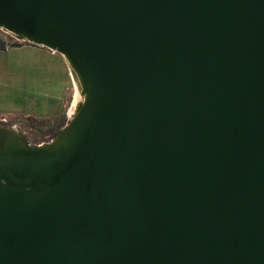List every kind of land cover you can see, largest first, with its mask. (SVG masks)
Here are the masks:
<instances>
[{
    "label": "water",
    "instance_id": "water-1",
    "mask_svg": "<svg viewBox=\"0 0 264 264\" xmlns=\"http://www.w3.org/2000/svg\"><path fill=\"white\" fill-rule=\"evenodd\" d=\"M83 99L0 133V264H264V0H0Z\"/></svg>",
    "mask_w": 264,
    "mask_h": 264
},
{
    "label": "crops",
    "instance_id": "crops-1",
    "mask_svg": "<svg viewBox=\"0 0 264 264\" xmlns=\"http://www.w3.org/2000/svg\"><path fill=\"white\" fill-rule=\"evenodd\" d=\"M68 71L63 56L43 46L25 44L0 50V116L59 118Z\"/></svg>",
    "mask_w": 264,
    "mask_h": 264
},
{
    "label": "rangeland",
    "instance_id": "rangeland-1",
    "mask_svg": "<svg viewBox=\"0 0 264 264\" xmlns=\"http://www.w3.org/2000/svg\"><path fill=\"white\" fill-rule=\"evenodd\" d=\"M0 33H2L5 37L7 38H11V39H16L14 37H12L10 34H8L7 32L3 31L0 29ZM1 34V35H2ZM19 40V39H17ZM69 68V67H68ZM70 71V69H69ZM68 71V73H69ZM67 85V91L66 92V99H65V103L64 106L62 107V111L60 113V118L64 117L62 119H64V124L66 123V121L70 118V104L71 102L73 103L74 101V85H73V81L71 78V73L69 76V80H66ZM67 113H69L67 116ZM1 120H8L12 126L14 128H17V130L20 132V134L30 143L32 144H41L44 142H49L53 136L55 135V131L54 128H51L49 125H46V123L44 124L43 122L40 121H35L31 118H26V117H22V118H9V117H2L0 116ZM47 119V118H46ZM49 119V118H48Z\"/></svg>",
    "mask_w": 264,
    "mask_h": 264
},
{
    "label": "trees",
    "instance_id": "trees-1",
    "mask_svg": "<svg viewBox=\"0 0 264 264\" xmlns=\"http://www.w3.org/2000/svg\"><path fill=\"white\" fill-rule=\"evenodd\" d=\"M2 33H0V50H4L7 47H18V46H22L25 44H31V45H35L32 43H29L27 41H22V40H17V39H11V38H7L5 37ZM31 119L35 120V121H40L43 122L44 124L46 123V125H49L51 128H54L55 133L64 125V117H59V118H54V119H36V118H32Z\"/></svg>",
    "mask_w": 264,
    "mask_h": 264
},
{
    "label": "bare ground",
    "instance_id": "bare-ground-1",
    "mask_svg": "<svg viewBox=\"0 0 264 264\" xmlns=\"http://www.w3.org/2000/svg\"><path fill=\"white\" fill-rule=\"evenodd\" d=\"M71 78H72V81H73V85H74V101H73V103L71 104V108H70V114L72 115V113L75 111V109H76V107L79 105V103L82 101V99H83V94L81 93V90L79 89V87H78V83L76 82V79H75V77H73L72 75H71ZM70 115V116H71ZM2 126V125H1ZM6 129V128H5ZM7 130V131H6ZM6 130H4V129H2V128H0V133H2V132H7V134H11L12 132H13V130H14V128H7ZM12 131V132H11ZM40 146H43L44 144L43 143H41V144H39Z\"/></svg>",
    "mask_w": 264,
    "mask_h": 264
},
{
    "label": "flooded vegetation",
    "instance_id": "flooded-vegetation-1",
    "mask_svg": "<svg viewBox=\"0 0 264 264\" xmlns=\"http://www.w3.org/2000/svg\"><path fill=\"white\" fill-rule=\"evenodd\" d=\"M1 125H2V126H1ZM11 127L14 128V127L12 126V124H11L8 120H1V119H0V128H2V129H3V128H4V129H5V128H6V129L8 128V129H9V128H11ZM14 130L18 131L17 128H14ZM18 132H19V131H18ZM19 133H20V132H19ZM26 141H27V140H26ZM27 142H28V141H27ZM28 143H29V144H32V143H30V142H28Z\"/></svg>",
    "mask_w": 264,
    "mask_h": 264
}]
</instances>
